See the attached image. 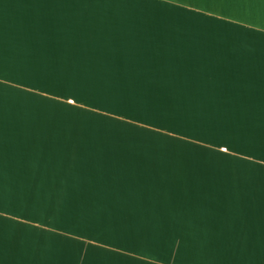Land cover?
Segmentation results:
<instances>
[{
    "label": "crops",
    "instance_id": "crops-1",
    "mask_svg": "<svg viewBox=\"0 0 264 264\" xmlns=\"http://www.w3.org/2000/svg\"><path fill=\"white\" fill-rule=\"evenodd\" d=\"M0 264H264V0H0Z\"/></svg>",
    "mask_w": 264,
    "mask_h": 264
},
{
    "label": "rangeland",
    "instance_id": "rangeland-1",
    "mask_svg": "<svg viewBox=\"0 0 264 264\" xmlns=\"http://www.w3.org/2000/svg\"><path fill=\"white\" fill-rule=\"evenodd\" d=\"M124 1H139V0H124ZM159 1H164V0H159ZM174 15H175V16H180V11H176V10H175ZM46 108H47V111H54V110H53V107H52L51 105H49V104L46 105ZM63 111H66V110H63ZM147 117H149V116L147 115ZM110 127H117V126H110ZM153 138L156 140L155 137H150V138H148V139H149V140H150V139L153 140ZM157 139H158V138H157ZM158 140H160V139H158ZM152 142L155 143L154 141H152ZM164 143H165V142H164ZM166 143H169V144H181L182 142H176V141H172V140H167Z\"/></svg>",
    "mask_w": 264,
    "mask_h": 264
}]
</instances>
